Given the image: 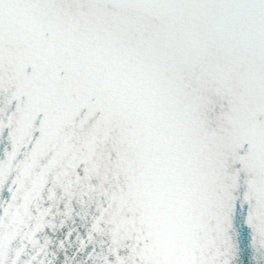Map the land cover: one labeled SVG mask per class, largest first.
I'll return each mask as SVG.
<instances>
[{"label": "snow or ice", "instance_id": "1", "mask_svg": "<svg viewBox=\"0 0 264 264\" xmlns=\"http://www.w3.org/2000/svg\"><path fill=\"white\" fill-rule=\"evenodd\" d=\"M0 264H264V0H0Z\"/></svg>", "mask_w": 264, "mask_h": 264}]
</instances>
